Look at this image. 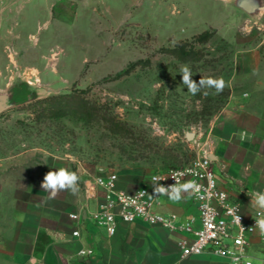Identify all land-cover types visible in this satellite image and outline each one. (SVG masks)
<instances>
[{"label":"rangeland","instance_id":"obj_1","mask_svg":"<svg viewBox=\"0 0 264 264\" xmlns=\"http://www.w3.org/2000/svg\"><path fill=\"white\" fill-rule=\"evenodd\" d=\"M138 4L136 11L111 3L95 12L79 4L72 22L51 21L27 7L34 20L25 41L40 54L35 63L40 72L17 79L24 104L0 115V159L42 167L51 157L77 172L81 190L109 173L141 184L153 173L187 165L198 146L213 152L214 131L230 104H249L264 114V90L258 88L264 87V61L258 68L255 61L251 74L241 62L264 40V30L256 26L264 10L245 16L258 18L238 30L244 14L223 0H153L151 10L144 0ZM123 22L128 24L120 27ZM204 31L215 34L207 43L193 42ZM180 41L191 42L201 59L185 63L162 51ZM260 52L264 57V45ZM185 66L197 83L200 77H222L227 86L220 94L205 88L192 95L182 84ZM73 93L99 105L103 117H53L29 107Z\"/></svg>","mask_w":264,"mask_h":264},{"label":"crops","instance_id":"obj_2","mask_svg":"<svg viewBox=\"0 0 264 264\" xmlns=\"http://www.w3.org/2000/svg\"><path fill=\"white\" fill-rule=\"evenodd\" d=\"M138 1L0 0V94H9L15 107L23 105L18 97L17 79L40 72L35 65L40 54L29 49L25 41L26 31L34 20L25 13L27 7L38 10L51 21L68 18L72 22L77 13L74 7L79 4L84 10L94 12L98 5L110 9L111 3L123 10L136 11ZM223 1L237 8L235 0ZM147 2L151 10L153 0H144ZM261 3L264 5V0ZM238 10L244 14L238 30L244 29L245 22L258 18L247 19L245 16L250 14ZM263 18L264 15L256 25L262 31ZM124 24L128 23L123 22L120 27ZM263 45L264 40L256 49L242 55L245 74L255 71V61L257 68L264 61L260 52ZM258 88L264 90L262 86ZM235 105L239 104L224 109L219 119L212 154L219 185L250 212L255 208L251 196L264 191V114L253 112L249 104L231 107ZM22 166L0 159V264H229L227 259L209 253L182 258L179 243L186 237L183 232L150 226L143 221L121 224L114 236L89 222L80 225L69 214L79 211L83 203L94 208L98 201H81V189L77 199L71 192L63 191L55 199L47 200L48 193L41 188L43 177L48 171L61 168L60 164L45 157L42 167ZM146 184L151 185L149 177L138 184L135 179L119 176L117 186L132 193ZM158 211L175 215L181 222L197 213L189 195L180 201L163 197ZM78 228L80 237H73ZM81 250L92 253L80 255ZM247 255L253 264H264V241L252 237Z\"/></svg>","mask_w":264,"mask_h":264},{"label":"built area","instance_id":"obj_3","mask_svg":"<svg viewBox=\"0 0 264 264\" xmlns=\"http://www.w3.org/2000/svg\"><path fill=\"white\" fill-rule=\"evenodd\" d=\"M205 146L193 149L187 165L151 174L152 186L146 184L132 193L118 188L116 173L94 177L81 192L84 201L95 200L97 205L91 208L83 203L79 211L69 214L70 219L80 225L92 223L109 236H114L121 224L143 221L150 226L183 232L186 237L179 243L182 258L209 253L227 259L229 264H233V257L239 258L238 264H253L247 249L254 236L264 241V235L254 227L261 210L255 207L250 212L245 211L242 203L219 185L214 156ZM171 176L181 183L193 181L199 185L197 193L189 195L197 213L183 222L175 215L158 211L166 195L154 193L152 178L159 177V184L169 186L175 183ZM237 215L240 223L235 219ZM80 235V228L73 232V237ZM91 253V250L80 251V255Z\"/></svg>","mask_w":264,"mask_h":264},{"label":"clouds","instance_id":"obj_4","mask_svg":"<svg viewBox=\"0 0 264 264\" xmlns=\"http://www.w3.org/2000/svg\"><path fill=\"white\" fill-rule=\"evenodd\" d=\"M182 84L185 85L187 91L192 95H196L205 88H214L217 94L223 92L227 86L226 81L222 78H202L200 77L198 83L192 79V72L187 66L181 69ZM207 95V92L204 93ZM175 183L169 186H163L158 182L161 181L159 177H153L152 183L154 185V193L159 195H166L170 200L180 201L186 195H194L197 193L199 185L193 181H185L181 183L175 176H171ZM167 179V178H166ZM80 177L75 171L61 167L55 170L48 171L41 183V188L48 193L47 200L55 199L60 192L69 191L73 195L80 193L79 188ZM251 203L254 207L260 209L257 219H255V228H258L261 235H264V191H257L251 196ZM236 221L240 223V216L235 217ZM239 243V241H237ZM238 257H233V264H238Z\"/></svg>","mask_w":264,"mask_h":264},{"label":"trees","instance_id":"obj_5","mask_svg":"<svg viewBox=\"0 0 264 264\" xmlns=\"http://www.w3.org/2000/svg\"><path fill=\"white\" fill-rule=\"evenodd\" d=\"M215 32L204 31L193 37L195 43H207L214 36ZM163 52L174 55L181 62L189 63L201 59L202 52L196 51L191 42L180 41L172 49H162ZM127 73V71H125ZM30 108L34 109L40 115H47L53 117H63L66 115H73L85 121H94L103 117L100 106L90 103L83 98L80 93H73L69 95H58L39 99L31 103ZM220 105L215 110H218ZM212 113L209 112V115ZM110 120V119H109ZM112 126L123 128L122 125L114 120H110Z\"/></svg>","mask_w":264,"mask_h":264},{"label":"water","instance_id":"obj_6","mask_svg":"<svg viewBox=\"0 0 264 264\" xmlns=\"http://www.w3.org/2000/svg\"><path fill=\"white\" fill-rule=\"evenodd\" d=\"M234 4L238 9L250 15L264 10V5L261 3V0H235ZM13 108H15V105L12 102L11 96L7 93L0 94V115ZM187 137L188 139H192L193 134L188 133ZM80 199L84 201L82 192L80 193Z\"/></svg>","mask_w":264,"mask_h":264}]
</instances>
